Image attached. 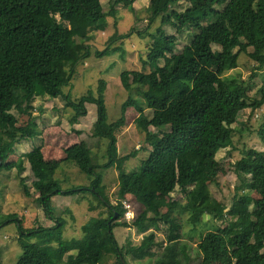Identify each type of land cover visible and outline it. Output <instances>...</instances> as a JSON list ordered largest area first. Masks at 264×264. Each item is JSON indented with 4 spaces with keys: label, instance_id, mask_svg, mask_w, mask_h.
<instances>
[{
    "label": "trees",
    "instance_id": "trees-1",
    "mask_svg": "<svg viewBox=\"0 0 264 264\" xmlns=\"http://www.w3.org/2000/svg\"><path fill=\"white\" fill-rule=\"evenodd\" d=\"M135 1L112 0L106 10L101 0H0V170H16L25 194L30 196L22 176L29 163L38 202L46 217L54 221L50 227L26 229L17 214L7 216L8 221L18 222L20 232L22 257L16 264H106L111 255L116 256L117 264H128V257L143 260L153 255L152 248L183 238L178 211L189 212L195 228L205 213L218 221L227 218V206L212 195L203 172L208 157L233 146L228 128L238 122L241 113L247 108L264 107V81L256 97L251 98L249 81L243 82L242 92L237 94L225 77L229 70L238 68L243 53L255 63L251 79L264 71V0H150V22L160 20L161 26L151 35L153 41L146 57H142V70L126 71L120 78L126 90L140 86L153 114L149 117L130 97L120 117L110 122L104 101L105 80L99 81L97 96L88 92L73 99L70 93H64V88L71 84L80 62L92 55V41L100 29L107 27L105 19L116 16L121 4L134 9ZM183 2L189 6L184 11L176 10L175 6ZM165 25L176 27L178 33L190 26L198 33L177 53L179 38L168 34L163 29ZM109 54V48L96 50L99 58ZM46 96H64L66 107L74 112L71 125L79 124L80 118L88 115L87 104L97 106L91 136L98 149L103 140L108 141L107 161L99 164L85 140L72 146L66 158L90 177L89 186L62 189L55 180L61 162L47 160L40 146H34L16 162H7V151L42 134L34 102ZM132 106L139 113L135 123L145 132L152 149L143 147L148 158L143 159L138 170L128 172L127 163L138 152L120 155L118 136L126 124V110ZM14 111L27 116L26 125L18 127ZM151 127L157 132H152ZM164 127H170V131L163 132ZM258 135L264 143V123ZM259 155L244 152L232 167L242 189L250 188L259 194L254 210H250L249 196L238 193L244 213L230 218L229 230L217 228L203 234L197 244L199 264L219 263L228 254L234 264H264V152ZM110 168L118 172L116 204L98 172ZM177 188L185 194L184 202L171 197ZM60 195L75 199L91 195L98 202L89 207L90 211L100 212L82 225V238H64L67 222L55 216L53 206L54 198ZM128 195L140 205L132 223L125 220L123 200ZM118 225L136 229L146 237L145 241L135 245L129 240L122 246L115 233ZM163 228L165 238L159 242L157 232Z\"/></svg>",
    "mask_w": 264,
    "mask_h": 264
},
{
    "label": "rangeland",
    "instance_id": "rangeland-1",
    "mask_svg": "<svg viewBox=\"0 0 264 264\" xmlns=\"http://www.w3.org/2000/svg\"><path fill=\"white\" fill-rule=\"evenodd\" d=\"M112 0H101L104 8L109 10ZM150 0H136L134 9L127 8L124 5L117 7L116 16H108L105 21L107 27L96 31V39L92 41V55L80 62L77 66V72L71 84L64 88L65 94H71L73 99H77L88 92H95L100 80H105L107 88L104 93V101L107 106L110 122L116 121L121 115L123 104L131 97L144 108L149 117L153 111L148 109L147 101L143 96L140 86L135 85L131 90H126L121 83V74L126 71H141L142 57L145 58L152 44V37L161 21L150 22L148 6ZM189 4L183 2L175 6L176 10L184 11ZM168 34L177 35L179 38L176 52L180 53L183 48L190 44L198 31L194 27H186L182 33H178L177 28L171 25L163 26ZM92 32V31H91ZM130 33L129 37L124 38L121 35ZM116 36L114 40L112 37ZM218 49L217 46H213ZM109 48L110 54L99 58L96 50H106ZM252 48L249 52H252ZM160 65H164L161 61ZM255 63L246 54H241L239 66L236 69L229 70L225 77L231 88L237 93L242 92L240 87L244 81L250 82L249 95L256 97L257 90L264 81V71L258 73L251 79L255 72ZM146 87H143L145 89ZM64 96L56 99L46 97H37L34 106V114L37 117L38 126L42 134L32 141H23L12 151H7L8 163L16 162L23 154L30 152L34 146H40L47 160H58L61 167L55 175V180L62 189L67 190L79 186H89L91 179L71 162H67V152L74 146L87 141L93 148L96 161L104 164L107 161L105 157L108 145L107 140H103L101 149L95 147V142L91 136L93 125L97 120V106L87 104L88 115L80 118L79 124L71 125L69 120L74 115L71 108L66 107ZM18 127L27 124V116L18 114ZM126 124L118 136V148L120 155H127L132 152H138L137 156L132 158L127 164V171L138 170L143 159H147L149 153L143 150V147L151 150L147 144L145 132L141 131L135 121L139 116L135 107H128L125 113ZM264 123V107L260 109H245L237 123L228 128V132L233 137V146L220 149L214 156L208 157L203 172L204 179L209 185L212 195L227 206V218L225 221H218L213 216H206L197 228L190 221V213L187 211H178L177 216L183 226V238L175 243L165 242L163 246L152 248L153 255L143 260H135L132 257L127 258L128 264H199L197 244L201 241L203 234L208 231H216L217 228L229 230L232 225L230 218H235L244 213L245 207L238 199V193L247 194L249 197L250 210H254V202L260 198L259 194L250 188L242 189V182L237 174L232 171V167L243 157L244 152H252L257 157L264 152V143L258 135L261 125ZM156 133L154 127L150 128ZM163 132L170 131V127H164ZM27 170L22 174L26 179V185L29 187L31 195L27 196L24 187L21 185V179L16 170H0V248L3 252V264H16L22 257V249L18 243L20 235L18 222L7 220L9 214H17L23 221V227L26 229L39 226L50 227L54 221L46 217L44 210L38 202V193L32 187L35 177L31 171L29 163H26ZM103 177L104 184L107 186V194L112 203L116 204V192L119 188L117 170L101 169L98 171ZM250 181V179H249ZM171 197L177 201L184 202L185 194L177 188ZM55 216L66 220L67 225L64 231V238H82V225L92 217L99 214V210L90 211L91 204L98 202L89 195L86 198L75 199L73 196H56L53 201ZM123 204H130L137 213L140 211V205L135 202L130 195L126 196ZM129 206V205H128ZM166 210V207H162ZM127 209V208H126ZM132 209V210H133ZM128 212V211H127ZM126 220V219H125ZM123 220H120V224ZM128 222V221H127ZM132 223V222H129ZM116 236L123 246L129 240L135 245L145 241V236L139 234L134 228H126L118 225L115 228ZM159 242L165 238V229L157 232ZM35 241V239H33ZM106 264H117L115 255L107 258ZM214 264H234L233 259L228 254L221 262Z\"/></svg>",
    "mask_w": 264,
    "mask_h": 264
},
{
    "label": "built area",
    "instance_id": "built-area-1",
    "mask_svg": "<svg viewBox=\"0 0 264 264\" xmlns=\"http://www.w3.org/2000/svg\"><path fill=\"white\" fill-rule=\"evenodd\" d=\"M129 205V206H128ZM131 205L130 204H126V207L125 208H127L126 209V213H125V219H126V221H128V222H133V220L135 219V217H136V211L133 209H131V207H130ZM128 211V212H127Z\"/></svg>",
    "mask_w": 264,
    "mask_h": 264
},
{
    "label": "water",
    "instance_id": "water-1",
    "mask_svg": "<svg viewBox=\"0 0 264 264\" xmlns=\"http://www.w3.org/2000/svg\"><path fill=\"white\" fill-rule=\"evenodd\" d=\"M2 163V158H0V164ZM206 216H210L209 214H207V213H205L204 215H203V220L205 221V218H206ZM118 217V215H116L115 216V218H117Z\"/></svg>",
    "mask_w": 264,
    "mask_h": 264
}]
</instances>
